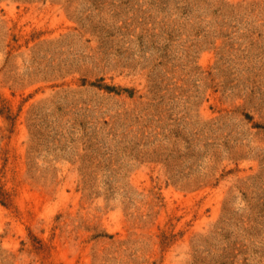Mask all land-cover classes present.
<instances>
[{"label":"rangeland","instance_id":"1","mask_svg":"<svg viewBox=\"0 0 264 264\" xmlns=\"http://www.w3.org/2000/svg\"><path fill=\"white\" fill-rule=\"evenodd\" d=\"M0 264H264V0H0Z\"/></svg>","mask_w":264,"mask_h":264}]
</instances>
